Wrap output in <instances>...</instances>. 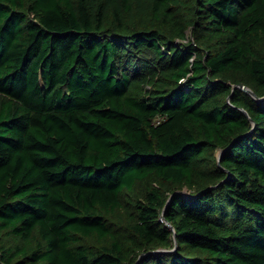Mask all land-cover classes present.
Segmentation results:
<instances>
[{"label":"trees","instance_id":"obj_1","mask_svg":"<svg viewBox=\"0 0 264 264\" xmlns=\"http://www.w3.org/2000/svg\"><path fill=\"white\" fill-rule=\"evenodd\" d=\"M241 85L264 0H0V264H264Z\"/></svg>","mask_w":264,"mask_h":264},{"label":"water","instance_id":"obj_2","mask_svg":"<svg viewBox=\"0 0 264 264\" xmlns=\"http://www.w3.org/2000/svg\"><path fill=\"white\" fill-rule=\"evenodd\" d=\"M241 87L243 88V89H245L247 92H249L250 94H252L254 97H256L257 98V96L255 95V93L249 88V87H247V86H244V85H241ZM257 99H259V100H264V96H262V97H259V98H257ZM228 147H226L225 149H223L222 151H220V153L221 152H223L224 150H226ZM174 249V248H173ZM172 249V250H173ZM152 252H157V251H165V250H162V249H155V250H151ZM144 253H141L139 256L141 257L142 255H143ZM139 257V258H140Z\"/></svg>","mask_w":264,"mask_h":264},{"label":"rangeland","instance_id":"obj_3","mask_svg":"<svg viewBox=\"0 0 264 264\" xmlns=\"http://www.w3.org/2000/svg\"><path fill=\"white\" fill-rule=\"evenodd\" d=\"M184 189H185V188H184ZM183 192L186 193V194L188 193V192H186V190H183Z\"/></svg>","mask_w":264,"mask_h":264}]
</instances>
